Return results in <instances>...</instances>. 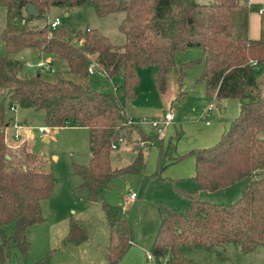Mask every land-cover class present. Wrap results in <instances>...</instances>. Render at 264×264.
Listing matches in <instances>:
<instances>
[{
    "label": "trees",
    "instance_id": "16d2710c",
    "mask_svg": "<svg viewBox=\"0 0 264 264\" xmlns=\"http://www.w3.org/2000/svg\"><path fill=\"white\" fill-rule=\"evenodd\" d=\"M29 5L36 16L26 15ZM58 7H88L99 17L122 13L119 31L124 45L114 46L96 29L29 25ZM2 11L6 55L0 58V264H8L14 251L26 262L30 250L26 231L46 221L42 203L50 199L55 184L51 174L41 171V158L25 144L11 147L7 143L4 100L21 109L43 111L46 128L88 131L89 162L73 165L88 202L97 201L117 178L143 175L147 144L157 150L153 180H167L163 174L172 165L187 157L194 159L197 190L182 192L187 208L181 212L158 204L159 228L150 249L155 262L190 264L182 254L184 248L213 251L225 261L228 245H237L242 255L264 246V91L260 95L257 90V78L264 74V9L259 38L254 41L246 37L250 9L245 0L206 4L192 0H0V22ZM193 48L200 49L202 57L181 63L176 70L178 81L188 68L202 64L197 80L206 96L239 103V113L227 131L207 148L176 155L182 130L167 143L151 138L130 123L114 93L90 86L88 69L94 63L109 80L120 77L124 100L130 101L136 98L138 71L155 68L156 87L162 94L169 72L176 68V53ZM26 51L62 61L70 77L50 81L49 72H30L29 61L20 59ZM119 140L132 147L135 157L128 165L113 168L111 153ZM243 180L249 184L232 204L198 199L199 191L216 192ZM102 211L109 227L107 264H118L131 245L132 228L120 207L103 201ZM88 237L81 224L70 219L62 246L78 245ZM53 252L36 264H50Z\"/></svg>",
    "mask_w": 264,
    "mask_h": 264
},
{
    "label": "rangeland",
    "instance_id": "374dc122",
    "mask_svg": "<svg viewBox=\"0 0 264 264\" xmlns=\"http://www.w3.org/2000/svg\"><path fill=\"white\" fill-rule=\"evenodd\" d=\"M209 1L192 0L195 4H206ZM123 16L122 13H117L99 17L88 7L67 9L58 7L52 8L47 18L35 19L29 22V25L34 28H42L58 18L62 26L73 31L96 29L106 36L114 46L120 48L125 42L124 35L119 31V24ZM3 24L4 11H2L0 22V58L6 55L1 40ZM35 53L37 51L23 52L20 54V59L23 62L36 63V57L39 55ZM201 57V50L197 48L176 53V68L169 72L166 90L162 94L159 93L156 87L155 68H144L138 71L139 84L135 89L136 98L130 101L124 100L120 77L109 80L100 72H95L94 75L89 77V82L93 90L114 93L124 106L129 120L137 122V126L147 136L151 138L157 136L150 125L151 121L154 119L161 120L169 113L175 116V120L173 126L164 135V139H169L168 134L173 135L174 126L182 127L184 135L187 134L188 136L192 134L186 132L183 126L189 123V126H192L195 130H201L206 122H216L215 119H217L219 112L225 113V109H222L225 103L217 102L206 96L204 85L197 80L202 71V64L191 66L186 70L182 80L178 81L177 79L179 73L177 74L176 70H179L181 63H187ZM53 58L48 57L54 68L53 73L48 75V79L56 81L60 77H70L66 72L64 63L55 57ZM42 59L44 60V58ZM30 72L34 73L33 70H30ZM259 80L258 93L262 91L260 86L264 82L261 81V78ZM180 95H182V98ZM3 102L7 124L5 132L7 143L11 147L25 144L31 152L41 158V171H47L51 174L55 182L50 199L42 203V214L47 220L44 223L31 226L26 231L27 239L31 244L28 259L24 262L18 252L14 251V255H12L8 264H34V261L45 254V252H42V233L45 230L48 231L61 226L66 229L70 218L81 221L80 224L85 228L86 223L94 222L95 224L103 217V201L122 209L123 216L132 228L133 242L146 245L150 249L159 228L158 204L168 205L181 212L187 208V199L182 192L191 191L189 189L192 188L189 187H196L195 182L185 180L181 183H175L176 181L171 179L172 177L169 176L168 171L166 174L164 173L165 176L163 174V177H170L167 180L151 179L150 176L156 170L157 160L156 150L150 149L151 147L147 148L148 161L143 175L117 178L111 183L109 189L101 192L97 201H86V190L79 187L82 184V179L74 173L73 165H87L89 162L87 131L80 128H65L44 132L45 129L41 134L39 129L44 128L43 111L21 109L11 105L6 100ZM234 102L239 109L238 101ZM231 113L235 116L236 112L231 111ZM221 120L222 122L228 121L224 118H221ZM18 126L22 128L17 130L16 127ZM25 127H28V129L25 130ZM16 135L18 136L17 139L15 138ZM44 135L48 136L47 142L43 140ZM185 140L187 139H183V144H185ZM163 142L165 143V140ZM149 145L147 144L145 147ZM180 149H182L181 141L177 153H180ZM134 157L135 152L131 146H125L123 142H118L117 148L112 150L111 153L112 167H124L131 163ZM186 159L193 162L192 158L187 157ZM247 184H249V180H243L216 192L203 191L199 194V191L198 199L213 204H232L240 198L242 189ZM195 190H197V187ZM131 194H136L137 198L131 200ZM228 246L225 256L230 259L232 250L237 252L239 248L235 244ZM192 252L193 254H191ZM203 252L205 253V251L199 249H182L183 256L190 261V264H203L196 255Z\"/></svg>",
    "mask_w": 264,
    "mask_h": 264
},
{
    "label": "crops",
    "instance_id": "0c3cea01",
    "mask_svg": "<svg viewBox=\"0 0 264 264\" xmlns=\"http://www.w3.org/2000/svg\"><path fill=\"white\" fill-rule=\"evenodd\" d=\"M245 1L247 2L249 9H250V13L248 17V31L246 33V37L249 40L254 41L259 38V34H260L261 14L259 13V11L264 9V0H245ZM65 15H67V13H65ZM35 54L39 55L36 57V60L38 59L43 60L42 58H44V60L46 59L45 57L42 56V54H39V53H35ZM46 60H49V59L47 58ZM260 78H261V81H264V74H261L260 76H258L257 85H259L260 83V80H259ZM260 88L262 89V91H259L258 94L261 95L262 92L264 91V82L262 86H260ZM234 101L236 100L222 101V103H225L224 107L222 106V109H225V113L223 114L222 112H219L217 119H215L216 122L214 123L206 122L205 126H203L201 130H195L192 126H189V123L183 126L186 129V132H190L192 135L190 134L188 136L187 134L184 135V131L182 127L174 126L173 135L168 134L167 137H169V139L168 140H166L167 138L164 139V135L166 134L167 130L171 126H173L172 124L170 127H168L165 130L164 135L162 137H159V140H165V143H167L171 138L175 136L177 130H182L183 136L179 140V142L181 141L182 149H180V153H177V149L179 147V142H178L176 145V149H175L176 155H183L190 150H193L196 148H207L213 145L215 142L219 140L221 135L227 131L230 125V122L239 113V109L237 108V105L235 104ZM231 111L234 113L236 112L235 116L232 115ZM221 118H224L228 121L222 122ZM174 120H175V116H174ZM24 126H27V125H24ZM65 128H73V127H65ZM65 128H61V129H65ZM80 129H84V128H80ZM44 130L45 132L46 131L51 132L56 129H50V128L44 127ZM156 137L158 138V136ZM183 139H187L185 140V144H183L182 142ZM43 140L47 142L48 136L44 135ZM148 147H151L150 149L156 150V148L150 144L149 146L145 147L144 150L146 152H147ZM189 158H192V157H189ZM156 159H157V150H156ZM185 159L172 165L169 169H167V171L169 172L168 173L169 176L172 177L171 179L176 181L175 183H181V182H184L185 180L194 182L193 180L194 173H195L194 172L195 171L194 159L192 158L193 162L191 160H187V159L185 160ZM147 161L148 160L146 158V166H147ZM167 171H165V174L167 173ZM169 176L166 178H170ZM189 188H192V189H189L191 191H196L195 190L196 187H189ZM201 193H203V191H200L199 194ZM135 199H131V200H135ZM69 220H68V223H69ZM78 222L80 223L81 221H78ZM84 229L88 232V235H89L87 241L80 243L78 245L69 244L65 247L62 246V241L67 235L68 226L66 227V229H64V227L61 226L55 229H50L48 231L45 230V232L42 233V241H41L42 250H43L42 252L43 253L45 252V254L42 257H44L49 251L54 250L53 255L51 257L50 264H107L109 227L104 217V214H103V217H101L98 221H96L95 224L94 222H90V224L86 223V228L84 227ZM27 238H28V235L26 234V239ZM228 247H226V249ZM205 253L203 252L200 254H196L200 258V260L203 262V264H264V247L256 248L253 252L247 255H242L239 250L237 252L235 250H232V257L230 256L231 260L226 257L227 260L225 261L220 260L216 252L205 251ZM225 253L223 254L224 256H225ZM191 254H193V252ZM36 261H34L35 262L34 264H36ZM118 264H165V260L155 262L150 255V248L146 247V245L144 246L141 243H134L133 237H132V242H131L130 247L128 248L127 252L125 253V255L123 256V258L120 260Z\"/></svg>",
    "mask_w": 264,
    "mask_h": 264
},
{
    "label": "built area",
    "instance_id": "2783aa9c",
    "mask_svg": "<svg viewBox=\"0 0 264 264\" xmlns=\"http://www.w3.org/2000/svg\"><path fill=\"white\" fill-rule=\"evenodd\" d=\"M259 13L262 14L263 10H260ZM60 25H61V22L58 18H55L53 21L48 23V26L50 29H55V28L59 27ZM26 67L28 70H33L34 73L43 74V75H45L48 72L53 73V71H54V68L50 64V60H46V59L45 60H39L36 63L27 62ZM96 71L100 72L104 77L107 78V75L104 73V71L98 70L97 66L94 63H92L88 69L89 75L90 76L94 75ZM11 109H13V108L11 107ZM173 122H174V115L172 113H169L161 120L155 119V120L151 121L150 125L152 126V128L156 132L157 136L162 137L165 133V130L168 127H170L173 124ZM130 123L134 124V125H138V123L135 121H130ZM21 128L22 127H19V126L16 127L17 130L21 129ZM24 129L27 130L28 127H25ZM43 131H44V128L39 129L40 133H42ZM15 138L17 139L18 136L16 135ZM118 142H122V141L119 140ZM116 148H117V146H114L113 150H115ZM130 198L135 199L136 194H131Z\"/></svg>",
    "mask_w": 264,
    "mask_h": 264
},
{
    "label": "water",
    "instance_id": "95a60500",
    "mask_svg": "<svg viewBox=\"0 0 264 264\" xmlns=\"http://www.w3.org/2000/svg\"><path fill=\"white\" fill-rule=\"evenodd\" d=\"M25 13L31 17H34L37 14L35 8L32 5L26 7Z\"/></svg>",
    "mask_w": 264,
    "mask_h": 264
}]
</instances>
